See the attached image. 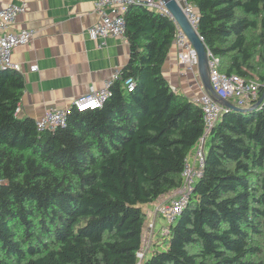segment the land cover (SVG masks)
<instances>
[{"label": "trees", "instance_id": "16d2710c", "mask_svg": "<svg viewBox=\"0 0 264 264\" xmlns=\"http://www.w3.org/2000/svg\"><path fill=\"white\" fill-rule=\"evenodd\" d=\"M187 1L218 69L264 94V0ZM124 20L109 96L54 130L17 115L24 79L0 69V264H136L143 206L182 184L203 117L163 74L176 26L138 4ZM205 138L187 204L141 264H264V102L225 107Z\"/></svg>", "mask_w": 264, "mask_h": 264}, {"label": "crops", "instance_id": "0c3cea01", "mask_svg": "<svg viewBox=\"0 0 264 264\" xmlns=\"http://www.w3.org/2000/svg\"><path fill=\"white\" fill-rule=\"evenodd\" d=\"M22 1L26 8L17 15L10 30L31 29L34 36L28 43L14 47L11 54L24 79L18 116L36 119L48 108L69 107L76 97L101 88L127 63L130 47L125 37L109 35L94 39L89 34L88 28L99 19L95 0H0V8ZM177 53L178 47L173 42L163 64V74L175 92L192 100L202 92L201 81L197 74L185 70ZM199 142L187 155L186 162L191 166L196 165L198 148L207 151L206 138L200 145ZM176 189L143 206L144 231L147 225L153 226L143 241L141 262L160 248V229L167 225L166 221L160 222L162 217L155 216V206L174 195Z\"/></svg>", "mask_w": 264, "mask_h": 264}, {"label": "built area", "instance_id": "2783aa9c", "mask_svg": "<svg viewBox=\"0 0 264 264\" xmlns=\"http://www.w3.org/2000/svg\"><path fill=\"white\" fill-rule=\"evenodd\" d=\"M179 2L190 23L196 27L197 15L194 7L187 0H179ZM131 4L142 5L151 10L163 13L173 20L176 26L174 43L178 47V61L184 65L186 71L193 72L199 77L197 54L187 36L178 26L170 11L161 0H95L94 8L99 14V19L88 28L89 34L94 39H104L109 35L125 37L124 13ZM25 8L26 3L24 1L21 3H7L0 8V69L9 68L19 71L18 63L14 62L11 58L12 50L18 45L28 43L34 36V31L31 29H21L19 31L10 30L17 15L22 13ZM217 65L218 59L209 53L208 77L217 96L239 107H247L259 99V84L256 81L244 79L236 74L221 72ZM34 68L35 66L32 67V69ZM117 77L118 71L114 72L112 77L106 80L101 88L76 97L69 107L48 108L39 118L34 119L37 130H54L57 127L64 126L72 108L74 110L84 111L101 107L110 94V86ZM124 83L129 89L132 88L131 79H125ZM199 87L202 89L201 94L192 100L202 110L203 135L199 140L200 145L225 107L218 103L203 88L202 83H199ZM262 101L264 102V97ZM19 109L20 106L18 105L16 107V113ZM195 158V166H191L187 162L185 163L182 171V184L176 189L175 194L158 202L155 206V216L162 217L167 222V225L162 226L160 229L161 235L168 233L169 225L187 204L193 185L201 175L204 159V152L201 148L196 150ZM0 183H2L1 178ZM152 226L153 223L147 225L145 228L143 241L151 233ZM136 255L138 258L136 264H140L144 256L143 243Z\"/></svg>", "mask_w": 264, "mask_h": 264}, {"label": "water", "instance_id": "95a60500", "mask_svg": "<svg viewBox=\"0 0 264 264\" xmlns=\"http://www.w3.org/2000/svg\"><path fill=\"white\" fill-rule=\"evenodd\" d=\"M165 7L170 11L171 15L175 19L178 26L187 36L193 49L197 54V70L199 74L202 86L212 95V97L218 101L224 107H230L237 111H248L257 106L263 99L262 94L259 99L251 107H239L231 103L230 101L217 96L211 86L208 77V59L209 52L207 51L202 37L199 35L195 26H193L188 20L187 16L182 10L179 0H161Z\"/></svg>", "mask_w": 264, "mask_h": 264}, {"label": "rangeland", "instance_id": "374dc122", "mask_svg": "<svg viewBox=\"0 0 264 264\" xmlns=\"http://www.w3.org/2000/svg\"><path fill=\"white\" fill-rule=\"evenodd\" d=\"M207 147H208V146L205 145L206 150H207ZM204 153H205V151H204ZM160 222L165 223V220L161 218V221H160ZM159 234H160V233H159ZM160 235H161V234H160ZM160 235H159V237H160ZM158 242H160V240H159ZM160 247H161V246H160Z\"/></svg>", "mask_w": 264, "mask_h": 264}]
</instances>
